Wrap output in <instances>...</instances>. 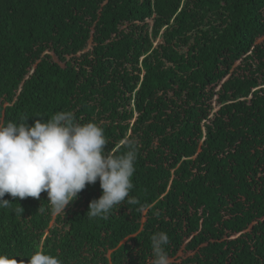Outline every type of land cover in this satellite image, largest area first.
<instances>
[{"label": "trees", "instance_id": "1", "mask_svg": "<svg viewBox=\"0 0 264 264\" xmlns=\"http://www.w3.org/2000/svg\"><path fill=\"white\" fill-rule=\"evenodd\" d=\"M69 110L134 144L138 203L5 194L0 253L151 264L164 231L171 264H264V0H0V124Z\"/></svg>", "mask_w": 264, "mask_h": 264}, {"label": "clouds", "instance_id": "2", "mask_svg": "<svg viewBox=\"0 0 264 264\" xmlns=\"http://www.w3.org/2000/svg\"><path fill=\"white\" fill-rule=\"evenodd\" d=\"M22 122L0 124V209L11 207L12 198L39 199L47 193L51 214L60 216L88 184L99 180L102 195L89 203V219L107 220L122 204H137L130 197L134 188L137 149L125 141L126 151L106 150L103 127L95 121L77 122L72 111H57L47 120L31 125ZM21 214L23 208L14 209ZM151 264H171L166 246L169 236L159 231L150 237ZM0 253V264H63L41 247L25 262Z\"/></svg>", "mask_w": 264, "mask_h": 264}]
</instances>
